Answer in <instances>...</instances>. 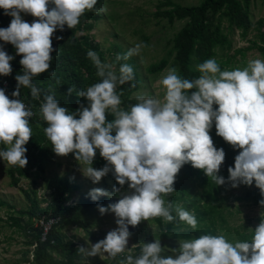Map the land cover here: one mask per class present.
Masks as SVG:
<instances>
[{
	"label": "clouds",
	"instance_id": "9594fccd",
	"mask_svg": "<svg viewBox=\"0 0 264 264\" xmlns=\"http://www.w3.org/2000/svg\"><path fill=\"white\" fill-rule=\"evenodd\" d=\"M98 0H0V8L12 17L7 28H0V40L15 46L22 54L23 74L17 75L13 97L20 96L21 87L30 89L33 100L40 99V89L32 80L47 72L52 61V37L57 29L77 27L86 11L100 13ZM21 13L37 18L31 24ZM63 39V37H56ZM146 45L136 44L127 53L117 54L116 61L138 55ZM87 57L96 67L100 81L77 92L87 101L79 103L75 112L60 106L54 95H47L40 104V115L46 122V138L57 156L73 153L84 176L98 183L110 171L120 186L128 184L132 191L106 207L97 204L101 215L114 213L118 227L90 248L78 247L85 257L107 253L115 259L127 248L132 233L142 220L162 218L165 223L176 217L192 230L198 221L194 211L185 210L164 196L174 193V183L183 165L190 163L201 169L216 185L226 182L232 188L255 186L264 196V60L248 62L243 69L221 71L215 59L196 66L198 78L187 79L170 68L158 83L164 89L162 98L137 96V103L125 110L118 86L134 80V69L127 63L119 66L103 63L95 51ZM14 57L0 46V75L12 72ZM54 75L55 73H50ZM135 87V85H133ZM74 89H69V94ZM214 105H218L214 109ZM111 113L114 119L109 121ZM33 111L21 99H9L0 88V158L11 166L25 168L28 164L25 145L33 130ZM234 149H242L229 167L226 181L219 176L225 160L223 148L214 146L210 130ZM107 161L101 169L92 167L96 150ZM111 166V167H110ZM119 193L120 188H114ZM163 194V195H162ZM92 201L111 196L107 190L93 188ZM264 206V199L259 202ZM175 210L176 216L172 212ZM134 246V245H133ZM160 239L143 243L138 257L127 255L119 264H264V219L255 228L250 241L229 242L224 235H200L179 241L175 255H163Z\"/></svg>",
	"mask_w": 264,
	"mask_h": 264
},
{
	"label": "rangeland",
	"instance_id": "374dc122",
	"mask_svg": "<svg viewBox=\"0 0 264 264\" xmlns=\"http://www.w3.org/2000/svg\"><path fill=\"white\" fill-rule=\"evenodd\" d=\"M173 1L182 6H194L202 0ZM164 3L165 0H102L97 7L103 8V11L99 13L101 18L88 20L85 25L89 24L90 26L84 27L76 34L79 40L88 38L92 44H96L99 48L98 56L100 53L103 55V63L114 64L117 71L120 63L118 64L116 61L115 53L123 55L136 44L146 45V47H142L138 55H133L126 61L122 60L123 63L134 60L135 70L141 78L139 90L131 96L135 100L140 95L162 98L164 89L158 82L167 75L170 68H176L178 71L173 39L185 21L176 20L170 23L167 17L161 15V12L169 10V7ZM247 12L252 23L247 34L242 35L241 30L235 28L233 32L229 33L232 48L224 49L223 52L220 49L217 50L218 56L225 54L232 56L234 51L242 49L246 52V66L251 60H264L256 48L248 49L254 43L264 45L260 39V34L264 32V0H250ZM21 17L29 24L35 20V17L30 14L21 13ZM222 25L224 32L228 33L229 23L226 19L223 20ZM56 37H58L57 32L54 33L52 41L59 42L61 46V39L58 40ZM169 54V64L164 70L157 73L149 72L151 65L158 63ZM240 67L243 68L242 65ZM0 81H3V86L8 85V81H5L2 75H0ZM39 118L37 123L30 124L33 134L26 145L33 147L36 151L40 166L33 167L25 177L15 182L10 176L12 166L0 158V264H35L36 247L32 236L36 234L34 218L37 215L32 214L44 215L53 212L57 180H68L71 183L72 188L67 195L65 204L69 208L78 207L82 203L87 204L91 200L88 194L93 188H102L111 193L110 197L104 196L98 200L99 204L105 207L109 203L118 202L124 194L132 191L127 183L120 186L111 171L98 183H93L90 178L83 175L81 166L73 153H69L67 156H57L43 132V128L47 127V124L40 123L41 115ZM6 147V145L0 144V150ZM96 154H99L98 149ZM106 164L107 162L102 160L99 161L97 167H92L101 169ZM114 188H120V192H114ZM251 189L252 187L238 186L224 191L222 194L223 203L212 212L209 221L200 222L201 228L204 230V224H207L210 232L207 234L212 235L214 232L215 235H224L232 243L237 241L236 231L248 233L254 231L264 219V206H255L244 200L246 191ZM102 198L104 203H102ZM177 205L181 206V203ZM117 227L114 213L109 212L101 215L97 208L92 215L83 214L80 225L66 224L62 228V234L65 236L66 242L72 240L77 243L78 247L90 248L91 245L104 239L109 231ZM129 231L132 233L127 245L129 250L118 254L120 258L129 254L133 257L139 256L143 243L154 242L155 239L162 240L163 237V232L155 223L154 218H150L148 221L142 220L136 227L129 226ZM190 231L194 230L184 223L181 224L173 232L178 237L167 241L171 247L164 246L162 254L175 255L171 250L178 249L179 241L185 239L181 236ZM49 254L52 256L50 264H60L65 260L63 256L56 253L50 252ZM71 256L76 264H115L117 261V257L109 258L107 253L88 257L87 260L80 253L78 255L73 253Z\"/></svg>",
	"mask_w": 264,
	"mask_h": 264
},
{
	"label": "trees",
	"instance_id": "16d2710c",
	"mask_svg": "<svg viewBox=\"0 0 264 264\" xmlns=\"http://www.w3.org/2000/svg\"><path fill=\"white\" fill-rule=\"evenodd\" d=\"M102 0H98L96 8L99 6ZM250 0H202L198 5L194 6H182L175 3L173 0H165L164 5L169 7V10L161 12V15L167 17L170 23L174 21H185L180 31L175 35L173 39L174 50L176 52V61L178 63V74L187 79L198 78L200 73L196 70V66L208 59H215L219 64L221 71L235 70L237 68L243 69L246 67L245 63V51L238 49L234 51L231 56L229 54L218 56L217 50L220 49L223 52L224 49L232 48V40L229 37V33L236 29L241 30L242 35H246L251 28V21L248 16V6ZM101 15L95 11H86V13L80 18V23L77 27L69 29L65 25L64 30L57 29L58 37L61 39V46L59 42H53L52 45L54 51L52 52V61L50 69L33 78L32 83L40 89V99L33 100L30 95V89L21 87L20 96L13 97L12 93L16 89L17 81L15 77L23 74V66L20 64L22 54L17 55L15 46L10 43H5L0 40V46L7 52L8 55L14 57L10 61L12 72L8 76H4V80L8 81V85L3 86V81H0V88L5 90V94L9 98H20L25 101L33 110L34 117L31 118L30 124L37 123L40 116V104L47 95H54L60 103V106L69 109V112H75L79 108V103H83L87 106V101L79 97L77 92L86 89L87 87L100 81V77L96 75V67L92 61L87 57L89 50L95 51L98 54V46L92 44L88 38L79 40L76 34L79 30H83L88 20H99ZM12 17L5 15V10L0 8V28H7L10 25ZM37 19V18H35ZM226 19L229 23V32L225 33L223 28V20ZM261 26V25H260ZM261 28V27H260ZM261 30V29H260ZM261 42H264V32L260 34ZM256 48L261 56L264 58V45L254 43L251 48ZM117 53L114 54L117 55ZM169 56L164 57L158 63L153 64L149 68L150 73H157L164 70L169 64ZM239 58V60H237ZM101 62L104 61L102 53L99 55ZM123 61H118V64ZM134 69V80L118 86V93H122V105L125 110H129L130 106L136 104L138 101L132 99L131 96L134 92L138 91L141 85V78L134 67V60H129L127 63ZM243 66L240 67V66ZM54 72V75L50 73ZM118 72V71H117ZM135 85V87H133ZM69 89H74L69 94ZM214 109L218 105L213 106ZM42 119V117H41ZM109 121L114 119V116L109 113L107 115ZM40 123L46 124L42 119ZM210 136L213 139L214 146L217 149L223 148L225 152V160L221 165L219 176L228 180L229 172L228 168L233 167L235 164V157L242 149H234L233 146L223 140L222 137L216 135L215 125L210 130ZM27 148L26 157L28 164L25 168L18 166H12L10 168V176L17 182L18 179L25 177L33 167L40 166V160L38 154L31 146L25 145ZM74 156V154H73ZM75 157V156H74ZM105 161L100 154H96L92 166H98L99 161ZM240 187H252L250 191H246L244 200L250 202L252 205L259 206V202L264 199L260 190L255 186V182L251 186L240 185ZM70 181L57 180L55 184V194L53 200V212L51 214H32L37 215L34 220L41 216H57L59 217V223L54 226L48 236V240L41 242V232L39 227H36L34 231L33 240L36 244L35 252V264H50L52 260L51 254L56 253L65 258L63 263L60 264H76L74 258L71 256L73 253L78 255L77 243L70 240L65 241V236L62 234V228L66 224L80 225L81 216L85 213L92 215L94 210L97 209V201L90 200L87 204L82 203L78 207L69 208L65 204L67 202V195L71 190ZM175 192L164 196L167 201H171L173 205L181 203V207L188 211H194L198 228L194 231H190L183 234V238L191 239L205 235L209 232L207 224H204V230L200 226L201 221H209L212 212L217 210L224 201L222 196L223 192L227 189H231V184L226 182L224 185H216L211 178L205 175L201 169H196L187 163L180 169L175 183ZM163 195V194H162ZM104 203V199L102 198ZM102 205V204H100ZM173 216H176L175 210L172 212ZM155 223L163 232L161 245L168 246L167 241L178 237L173 232L179 228L183 222L179 221V218L171 223H165L162 218H154ZM16 221V220H15ZM226 223V222H223ZM237 241H250L254 234V231L248 233L246 231H236ZM212 235H215L214 232ZM54 240V243L52 241ZM134 257H138L137 255ZM126 256H117L115 264H119V261L125 259Z\"/></svg>",
	"mask_w": 264,
	"mask_h": 264
},
{
	"label": "built area",
	"instance_id": "2783aa9c",
	"mask_svg": "<svg viewBox=\"0 0 264 264\" xmlns=\"http://www.w3.org/2000/svg\"><path fill=\"white\" fill-rule=\"evenodd\" d=\"M9 99H20V98H9ZM23 102L26 104L27 107H29L31 109V107L25 101H23ZM33 117H34V115H33ZM59 220L60 219L57 216H41V217H38L34 220L35 221V227H39L42 230L41 239H40L41 242H45L48 240V236H49L52 228L59 223ZM52 243H54V240L52 241ZM35 247H36V244H35Z\"/></svg>",
	"mask_w": 264,
	"mask_h": 264
}]
</instances>
